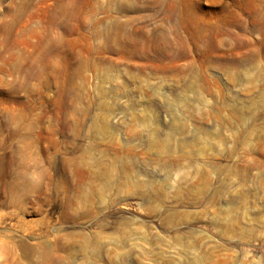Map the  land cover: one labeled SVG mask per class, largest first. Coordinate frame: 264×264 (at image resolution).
<instances>
[{
    "label": "rangeland",
    "instance_id": "rangeland-1",
    "mask_svg": "<svg viewBox=\"0 0 264 264\" xmlns=\"http://www.w3.org/2000/svg\"><path fill=\"white\" fill-rule=\"evenodd\" d=\"M0 264H264V0H0Z\"/></svg>",
    "mask_w": 264,
    "mask_h": 264
}]
</instances>
